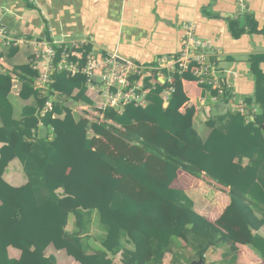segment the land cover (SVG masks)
Masks as SVG:
<instances>
[{"label": "trees", "instance_id": "trees-1", "mask_svg": "<svg viewBox=\"0 0 264 264\" xmlns=\"http://www.w3.org/2000/svg\"><path fill=\"white\" fill-rule=\"evenodd\" d=\"M245 27L255 32L249 17L243 27L229 20L234 38ZM91 50L86 47L84 55ZM261 63L264 55L250 58L254 90L244 104L251 118L236 110L209 117L205 140L193 127L194 109L180 112L189 100L182 81L197 82L189 72L162 70L160 83L155 65L148 66L139 81L150 88L145 107L128 104L121 113L107 108L101 110L103 121L94 123L76 117L57 99L92 104L85 76L56 73L50 98L58 95L53 111L42 119L51 139L37 135V112L46 99L33 88L37 73L28 65L13 68L21 84L19 98L32 99L18 119L9 100L13 79L0 73V264H58L55 256L45 254L49 246L64 251L75 264H113L117 255L121 264H163L168 254L171 264H177L183 259L177 242L193 253L185 259L189 264L205 261L209 249L225 247L228 239L264 262V237L258 234L264 232ZM164 91L170 93L165 108ZM254 106L257 113L251 112ZM13 159L27 179L20 187L2 178ZM178 171L196 179L204 176L229 190V204L215 222L197 213L183 190L171 187ZM94 215L101 234L92 241ZM70 217L73 230L68 232ZM9 247L20 251L18 259L8 256ZM234 263L231 257L228 264Z\"/></svg>", "mask_w": 264, "mask_h": 264}, {"label": "crops", "instance_id": "crops-1", "mask_svg": "<svg viewBox=\"0 0 264 264\" xmlns=\"http://www.w3.org/2000/svg\"><path fill=\"white\" fill-rule=\"evenodd\" d=\"M242 2L246 12L238 18V0H35V4L26 0H0V20L7 26L10 37L32 39L38 38L43 32H50L55 40L66 43L84 40L98 55L105 51H116L121 58L144 67L155 65V61L161 57H177L184 43L183 26L194 25L195 36L209 41L213 46L208 57L217 69L216 77L231 84L236 94L235 103L223 99L212 102L214 91L209 86L206 85L208 89H202L203 85L197 82L182 81L189 100L180 112L184 113L187 108L194 109L193 127L200 138L205 140L210 134V128L206 125L209 117L234 111L237 103H244V99L252 95L254 75L250 69V58L264 55V0ZM245 17L253 21L255 32L245 27V33L234 38L229 20L239 21L243 27ZM0 46V73H8L13 79L9 100L14 107L15 118L18 119L21 109L31 104L32 99L23 101L19 98L21 84L13 68L27 65L31 48ZM12 50L15 52L11 53ZM259 67L264 73V63ZM156 77L160 83L164 82L161 72ZM169 94L164 91L161 98H168ZM57 99L70 107L76 117H80L75 113L80 105H92L72 103L59 97ZM165 104L167 101L163 104L164 108ZM254 108L257 113V107ZM106 123L113 124L111 121ZM37 135L47 136L48 139L52 137L46 128H39ZM2 146L0 143V148ZM246 163L247 160H244ZM2 178L12 187H20L27 182L17 159L8 163ZM171 187L183 190L193 201L195 211L210 222H215L229 204V190L204 176L196 179L178 171ZM200 193H205L208 199L197 203ZM66 230H73V220L68 222ZM258 234L264 237L263 231ZM178 243L184 252V244ZM50 249L55 250L49 246L45 251L47 256L50 255ZM7 251L12 259L20 257V251L15 248L9 247ZM51 255L56 257L55 254ZM231 257L235 258L234 264H264L247 246L233 243L229 239L225 247L209 249L204 264H228ZM118 262L113 264H120V258Z\"/></svg>", "mask_w": 264, "mask_h": 264}, {"label": "built area", "instance_id": "built-area-1", "mask_svg": "<svg viewBox=\"0 0 264 264\" xmlns=\"http://www.w3.org/2000/svg\"><path fill=\"white\" fill-rule=\"evenodd\" d=\"M26 1L35 4V0ZM245 12L246 8L242 0H238L236 17L241 18ZM183 29L184 43L179 55L157 59L152 69L156 71L157 76L162 70L177 74L189 72L199 85H207L215 92V95L211 96L212 102L226 99L230 103H235L236 94L231 84L216 77L217 69L209 62L208 52L212 51V44L195 36L194 25H185ZM0 45L6 48L24 46L31 48L27 65L37 73L33 88L40 97H46L42 108L37 112L38 128H44L42 119L53 111V102L58 94L54 93L50 98L49 88L53 76L60 72H67L71 76L81 73L85 76V88L93 102L91 107L80 105L75 109V113L91 123L102 121L101 110L107 108L121 113L128 104L138 107L146 105L145 97L150 88H143L139 81L144 77L147 67L121 58L116 51H105L102 55H98L92 49L84 55L85 48L90 46L87 41L66 43L53 39L50 32H43L38 38L32 39L10 37L7 26L1 20ZM163 101L166 102L167 97H164ZM235 110L251 118L250 110L244 103H237ZM251 112L255 113L256 108L252 107Z\"/></svg>", "mask_w": 264, "mask_h": 264}, {"label": "rangeland", "instance_id": "rangeland-1", "mask_svg": "<svg viewBox=\"0 0 264 264\" xmlns=\"http://www.w3.org/2000/svg\"><path fill=\"white\" fill-rule=\"evenodd\" d=\"M0 48H1V46H0ZM207 199H208V197H207V195L205 193L204 194L200 193L197 196V203L205 202ZM72 219L73 218L70 217L69 220L72 221ZM100 232H101V229H100L99 224H98V219H97V217H93L92 225H91V228H90V236L92 238V241H94L97 238V236L100 235ZM94 244H97V243H94ZM183 251L184 252H180V254L183 256V259L180 260L177 264H185V259H187V258L190 259L191 257H193V253L188 251V250H186V248H184ZM49 252H50V255L51 254H55L56 255L58 264H75L73 259L68 257L65 254L64 251H55L53 249H50ZM119 258H120L119 255L113 257V263L115 261L118 262ZM163 264H171V255L170 254L166 255V257H165V259L163 261ZM206 264H208V262H206Z\"/></svg>", "mask_w": 264, "mask_h": 264}, {"label": "water", "instance_id": "water-1", "mask_svg": "<svg viewBox=\"0 0 264 264\" xmlns=\"http://www.w3.org/2000/svg\"><path fill=\"white\" fill-rule=\"evenodd\" d=\"M165 106H167V105L165 104ZM189 264H204V261L202 258H198V260H196V261L194 260V261L190 262Z\"/></svg>", "mask_w": 264, "mask_h": 264}]
</instances>
